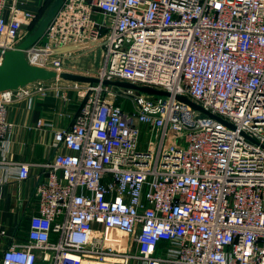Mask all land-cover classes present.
Masks as SVG:
<instances>
[{
    "label": "built area",
    "instance_id": "obj_1",
    "mask_svg": "<svg viewBox=\"0 0 264 264\" xmlns=\"http://www.w3.org/2000/svg\"><path fill=\"white\" fill-rule=\"evenodd\" d=\"M36 24L0 0V62ZM95 49L98 81H72L78 108L0 264H264V0H64L23 53L59 74ZM21 90L0 92V164L25 179L32 164L3 157L6 107L53 86Z\"/></svg>",
    "mask_w": 264,
    "mask_h": 264
},
{
    "label": "crops",
    "instance_id": "obj_2",
    "mask_svg": "<svg viewBox=\"0 0 264 264\" xmlns=\"http://www.w3.org/2000/svg\"><path fill=\"white\" fill-rule=\"evenodd\" d=\"M51 2L52 0H6L7 6L21 7L35 14L37 22ZM9 13L10 8L7 7L6 14ZM81 56L64 59V70L86 74L90 69L92 71L88 73L92 74L93 69L100 64V59L94 67H89L80 62ZM53 83L50 80L49 85ZM56 83L57 87L53 90L13 99L6 107L5 118L11 123V130L3 157L6 162L24 161L32 165L27 178L18 179L17 169L13 165L0 164V253L10 242L26 240L30 216L37 212L38 207L33 196L40 171L37 164L52 156L54 131L70 124L79 105L72 81L62 79ZM117 101L125 108H131L127 99L118 97ZM126 237L121 235L118 247L126 244Z\"/></svg>",
    "mask_w": 264,
    "mask_h": 264
},
{
    "label": "water",
    "instance_id": "obj_3",
    "mask_svg": "<svg viewBox=\"0 0 264 264\" xmlns=\"http://www.w3.org/2000/svg\"><path fill=\"white\" fill-rule=\"evenodd\" d=\"M64 0H52L51 4L45 11V14L39 19L35 28L31 33L24 38L20 44L14 49L7 51L4 55V59L0 64V91L17 88L23 84L30 83L32 81L42 79L47 80L55 76H59L65 80L76 81V82H97L98 79L93 76H86L81 73L63 71L57 74L53 70L46 69L41 66L29 64L25 58L23 49L29 47L35 43L45 31L47 25L49 24L52 17L56 14L58 9L61 7ZM104 84L112 85L114 88L122 87L135 89L138 91L153 93V94H166L164 91L154 89L148 86H142L133 84L128 81L122 80H104ZM178 98L193 108L201 110L204 113L213 115L208 111L204 110L199 104L190 100L187 96H178ZM215 116V115H213ZM218 119L220 117L215 116Z\"/></svg>",
    "mask_w": 264,
    "mask_h": 264
},
{
    "label": "rangeland",
    "instance_id": "obj_4",
    "mask_svg": "<svg viewBox=\"0 0 264 264\" xmlns=\"http://www.w3.org/2000/svg\"><path fill=\"white\" fill-rule=\"evenodd\" d=\"M101 51L98 50V49H95V50H92V51H89V52H86L84 53L81 58H80V62L83 63V65H88L89 67H94L96 64H97V61L100 59V56H101ZM24 58L25 60L29 63L28 59H26V56L24 55ZM3 60H1L0 64L2 63ZM30 64V63H29ZM31 65H34V64H31ZM96 70V69H95ZM95 70L93 69V72L92 73H95ZM89 71H92L89 69ZM86 72V71H84ZM63 78H60L59 76H55L51 79H47V80H42V79H38V80H35V81H32L30 83H26V84H23L17 88H13V89H7V90H2L0 92H5V91H13V92H20L19 90H21V92L26 88V86H29V87H33L35 88V86L37 84H39L40 86H42L43 88H45V86H49V87H52L53 85V89L55 88V86L58 84L56 82H60V80H62ZM50 80H53L54 83L52 85H49L50 83ZM65 80V79H63ZM72 84V83H71ZM121 235L122 234H119L117 233L116 236L121 239Z\"/></svg>",
    "mask_w": 264,
    "mask_h": 264
},
{
    "label": "bare ground",
    "instance_id": "obj_5",
    "mask_svg": "<svg viewBox=\"0 0 264 264\" xmlns=\"http://www.w3.org/2000/svg\"><path fill=\"white\" fill-rule=\"evenodd\" d=\"M96 264H98V263H96Z\"/></svg>",
    "mask_w": 264,
    "mask_h": 264
}]
</instances>
